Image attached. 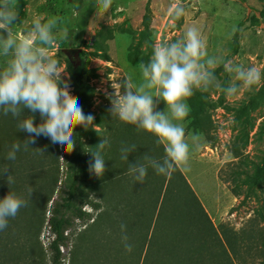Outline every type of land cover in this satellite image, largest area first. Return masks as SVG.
<instances>
[{"label":"rangeland","instance_id":"obj_1","mask_svg":"<svg viewBox=\"0 0 264 264\" xmlns=\"http://www.w3.org/2000/svg\"><path fill=\"white\" fill-rule=\"evenodd\" d=\"M95 4L96 0H18L19 19L14 26L16 34L22 35L34 17L60 18V28L68 30V37L59 39L50 55L59 60L72 95L69 67L75 62L86 66L84 81L91 88L89 113L94 121L84 139L89 159L81 192L90 199H95L91 189L97 177L89 172L91 152L102 139L112 133L116 136L125 124L110 114V97L122 93L129 80L141 82L138 64L150 60L154 45L181 39L189 27H196L210 56L255 67L264 74V0H113L103 13ZM177 4L185 10L179 20L171 15ZM5 64L6 58L0 57V67ZM215 75L225 87L241 84L224 70L223 63ZM187 103L186 133L199 134L202 139L191 151L189 168L182 174L216 227L225 223L242 230L251 219L254 230L259 231L264 226V86L258 90L241 87L232 97L212 87L206 92L195 91ZM159 110H166L163 101ZM45 141L39 137L34 149L28 191L41 185L51 188L58 180L56 198L65 186L67 166L63 149ZM42 162L48 168H41ZM34 197L32 204L22 208L18 231L32 247H41L46 264H52L49 244L53 237L47 223L52 202L46 211L42 198ZM84 209L91 212V218L76 220L68 230L69 241L61 248L59 264H71L82 234L97 217L98 212L90 206Z\"/></svg>","mask_w":264,"mask_h":264},{"label":"trees","instance_id":"obj_2","mask_svg":"<svg viewBox=\"0 0 264 264\" xmlns=\"http://www.w3.org/2000/svg\"><path fill=\"white\" fill-rule=\"evenodd\" d=\"M261 16L264 18V10ZM235 45L239 46L237 34ZM86 74L83 63L75 62L69 67L73 96L78 97L84 113L88 114L92 93L84 81ZM29 115L35 116V123L38 124L39 118L41 121L39 113L32 114L27 109L21 118ZM17 124L11 114L5 116L0 111V169L7 167L14 181L8 184L7 173L0 175V199L11 191L25 198L29 205L36 196L35 200L42 198L46 211L52 202L47 220L53 237L49 244L52 264L60 263L61 248L67 245V232L75 221L91 218V212L84 209L86 205L98 214L82 234L71 264H264V226L255 231L250 219L248 228L242 230H234L225 223L216 227L181 170L166 177L149 167L143 184L134 181L128 171L129 163L137 160L143 163L145 154L156 159L166 155L164 146L156 142L153 134L125 123L116 136L112 133L107 138L110 146L102 152L107 171L104 176L96 177L91 189L95 199H90L81 192L89 159L84 144L89 128L77 126L74 150L64 151L65 186L54 198L58 180L51 188L41 185L34 192L28 191L27 181L38 138L25 149L23 141L28 134L20 131ZM41 137L50 145L48 138ZM17 142L21 143V150L15 160H8L7 154ZM131 145L136 150L129 154V162L122 160L121 148ZM53 150L59 157L58 151ZM43 167L48 168L44 162ZM22 210L0 230V264H46L42 248L32 247L18 231ZM122 224L126 225V234L133 245L130 253L121 239Z\"/></svg>","mask_w":264,"mask_h":264},{"label":"clouds","instance_id":"obj_3","mask_svg":"<svg viewBox=\"0 0 264 264\" xmlns=\"http://www.w3.org/2000/svg\"><path fill=\"white\" fill-rule=\"evenodd\" d=\"M112 3L113 0H96L95 6L103 13ZM184 11L177 4L171 9V15L179 20ZM18 19V0H0V57L6 58V64L0 67V111L16 118L19 130L28 134L23 141L25 149L44 136L63 151L72 152L77 143L76 127L93 126L94 116L84 113L78 97L69 91V82L62 78L59 60L50 55L58 40L68 37V30L60 28L61 20L57 16L47 19L37 16L24 34L17 35L14 26ZM222 63L224 70L234 74V80L241 84L233 82L226 87L220 84L215 70ZM138 68L141 82L129 80L122 93L110 97V114L137 130L153 134L156 142L164 146L163 159L145 154L143 163L137 160L128 164L129 174L140 184L144 183L149 167L166 177L177 170H188L191 151L202 139L199 134L186 133L183 123L190 113L187 101L195 91L206 92L215 87L232 97L241 87L258 90L264 86V74L257 68L210 56L206 41L196 27H189L181 39L154 45L150 60L141 61ZM161 101L166 105L164 111L159 110ZM25 109L32 114L39 113L40 123H35L34 115L21 118ZM106 146H110L109 141L102 139L95 146L97 150L91 152L89 172L97 177L107 171L102 155ZM20 150L21 143H14L7 159L15 160ZM135 150V145L123 146L121 159L128 161L129 154ZM5 173L8 184L13 183L8 168L0 169V175ZM27 204L25 198L11 191L0 199V230ZM121 232L124 248L130 253L133 245L126 234V225H121Z\"/></svg>","mask_w":264,"mask_h":264}]
</instances>
